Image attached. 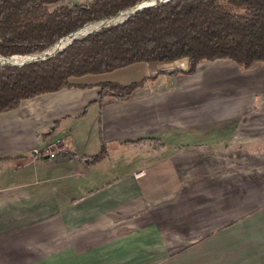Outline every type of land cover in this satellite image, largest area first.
I'll return each mask as SVG.
<instances>
[{"label": "crops", "instance_id": "obj_1", "mask_svg": "<svg viewBox=\"0 0 264 264\" xmlns=\"http://www.w3.org/2000/svg\"><path fill=\"white\" fill-rule=\"evenodd\" d=\"M162 64L0 113V264H264V62Z\"/></svg>", "mask_w": 264, "mask_h": 264}, {"label": "trees", "instance_id": "obj_2", "mask_svg": "<svg viewBox=\"0 0 264 264\" xmlns=\"http://www.w3.org/2000/svg\"><path fill=\"white\" fill-rule=\"evenodd\" d=\"M0 0V55L38 53L84 23L142 0ZM229 59L242 69L264 62V0H169L144 8L120 24L77 39L53 57L20 67L0 65V113L24 99L86 86L80 78L138 62ZM100 96L126 100L136 82L104 81ZM155 143V139L136 140ZM130 143H133L130 141ZM103 152L92 157L97 160Z\"/></svg>", "mask_w": 264, "mask_h": 264}, {"label": "water", "instance_id": "obj_3", "mask_svg": "<svg viewBox=\"0 0 264 264\" xmlns=\"http://www.w3.org/2000/svg\"><path fill=\"white\" fill-rule=\"evenodd\" d=\"M167 1L169 0H142L127 9L116 12L114 15H111L109 17H104L99 20H94L84 23L82 26L78 27L74 31L59 38L54 44L51 45L50 48L43 50L41 52L33 53V54H25V55H20V54H15L10 56L0 55V65L20 67L32 62L45 60L47 58L53 57L59 51L63 50L65 47H67L69 44H71L73 41L77 39L83 38L88 34L98 31L102 28L111 25L120 24L125 20H127L129 17L140 12L144 8L155 6L157 4H161Z\"/></svg>", "mask_w": 264, "mask_h": 264}, {"label": "built area", "instance_id": "obj_4", "mask_svg": "<svg viewBox=\"0 0 264 264\" xmlns=\"http://www.w3.org/2000/svg\"><path fill=\"white\" fill-rule=\"evenodd\" d=\"M62 149L63 148L61 147V140L56 139L55 141L46 144V146L43 149H35L33 154L35 155L36 158L40 159L43 158L44 156H51L56 151Z\"/></svg>", "mask_w": 264, "mask_h": 264}, {"label": "rangeland", "instance_id": "obj_5", "mask_svg": "<svg viewBox=\"0 0 264 264\" xmlns=\"http://www.w3.org/2000/svg\"><path fill=\"white\" fill-rule=\"evenodd\" d=\"M84 0H71V1H69V4H74V2L75 3H81V2H83ZM181 60V59H180ZM163 65V67H166V68H173V69H175V70H177V71H185L187 68H185V70H183V69H179V68H176L175 66H173L171 63H167V64H162ZM173 67H172V66ZM126 70V69H125ZM124 71H119V70H115V71H112V72H110L109 74H107L106 76L109 78H111V79H117V78H119V79H122L121 78V75L122 74H124L123 73ZM107 77H104V79H108ZM78 80H82V78H80V79H78Z\"/></svg>", "mask_w": 264, "mask_h": 264}]
</instances>
